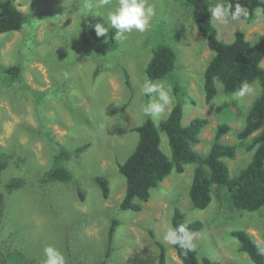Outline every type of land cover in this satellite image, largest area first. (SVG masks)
<instances>
[{
  "label": "rangeland",
  "instance_id": "obj_1",
  "mask_svg": "<svg viewBox=\"0 0 264 264\" xmlns=\"http://www.w3.org/2000/svg\"><path fill=\"white\" fill-rule=\"evenodd\" d=\"M148 2L156 9L148 28L133 30L106 51L109 41L98 40L89 24L103 23L102 17L114 10L118 0H14L27 23L19 32L0 36V67L22 68V77L15 82L0 71V154L7 159V169L0 174V193L15 178H23L26 186L11 199L6 195L0 217L1 260L8 253H22L28 262L42 264L44 249L51 246L65 256L66 264H100L108 229L118 220L106 264H158L157 242L164 247L166 264H182L173 245L163 239L175 210L182 212L187 226L202 224L199 231L191 232L199 264L204 259L252 264L231 236L233 231H246L264 250V207L255 212L235 210L226 190L215 187L205 210L192 207L189 189L195 164L186 165L181 174L173 170L151 190L141 211L119 210L125 180L118 165L137 143L133 128L147 118L140 110L148 101L141 92L143 69L157 46L169 45L176 51L173 73L156 81L171 87L174 101L158 117L149 118L158 125L182 101L184 126L195 118L208 120L195 146L202 155L210 149L217 126L227 124L231 130L221 141L238 146L233 160H223L231 177L251 160L252 153L237 133L261 92L254 82L255 93L241 101L223 94L216 83L218 95L207 104L203 73L213 53L193 24L191 9L183 0ZM208 2L212 6L217 0ZM212 23L224 43L232 42L237 32L253 44L264 39L262 10L251 22L242 18ZM109 30L115 34L110 26ZM60 147L71 154L65 164L73 177L68 183L48 186L42 176ZM160 148L169 156L164 135ZM76 149L80 153L75 154ZM96 176L108 180L107 198L93 182Z\"/></svg>",
  "mask_w": 264,
  "mask_h": 264
},
{
  "label": "trees",
  "instance_id": "obj_2",
  "mask_svg": "<svg viewBox=\"0 0 264 264\" xmlns=\"http://www.w3.org/2000/svg\"><path fill=\"white\" fill-rule=\"evenodd\" d=\"M223 1L225 4L233 6L240 4L244 7L248 12V22L255 19L257 10L264 12L263 0ZM183 2L191 9L193 24L206 41L208 49L213 53L203 73L206 103H212L217 97L216 83L221 85L222 92L226 95L233 94L245 81L250 84L257 82L261 88L259 97L247 113L243 128L237 133L239 142L244 144L247 152L252 153L251 160L238 174L230 176L229 168L224 161L233 160L236 157L238 146L227 145L221 141L231 130L224 123L217 126L208 152L202 155L196 151L195 146L200 143L199 136L208 125V120L195 118L188 126H184L182 123L183 104L182 101L177 102L167 117L158 125L147 117L140 126L133 128L138 136L137 143L126 160L118 165V172L125 180V193L119 204V210L120 212L141 211V204L149 200L151 190L157 188L173 170L181 174L186 165L195 164L189 189V199L194 209L205 210L208 207L212 201V188L215 187L217 190H226L230 204L235 210L255 212L264 207V68L261 66L264 60V39L253 44L246 40L243 32H237L232 42H221L217 38V29L208 11L210 7L208 0H183ZM26 23L25 14L17 8L14 0L0 1V36L19 32ZM92 34L97 37L94 30ZM113 36L114 32L109 30L107 39L109 44L106 51L117 45ZM97 38L105 41V37ZM100 47L102 48L103 45ZM103 54L105 53L101 55ZM176 62V51L169 45H159L152 51V56L143 69L144 77L153 82L163 80L173 73ZM0 71L6 74L12 82L22 77V68L17 64L0 67ZM174 91L177 92L178 89L175 88ZM43 129L45 130L44 125ZM162 135L166 137L169 156L160 148ZM45 136L50 137V133H45ZM78 153L80 150L76 149L75 154ZM70 157L71 154L65 152L63 147L58 148L54 155L53 165L42 176L43 184L52 186L56 183L70 182L73 175L65 164ZM5 169H7V159L5 155L0 154V174ZM93 182L100 189L103 198H107L108 180L96 176ZM6 183H9L6 186V192L0 193V217L6 207V195L8 199H11L26 186L23 178H15ZM182 223L185 224L184 215L179 210H175L171 218L172 227ZM118 224V220L111 222L108 229L105 259L100 264H106L108 261ZM187 227L190 232H196L202 228V224L196 221ZM231 236L238 241L241 252L249 257L252 264H264V250L256 244L249 233L239 230L233 231ZM157 245L160 250L158 264H166L164 247L159 242ZM173 248L182 264H199L193 249L187 250L174 245ZM4 259H0V264H32L24 258L22 253H8ZM202 262L203 264H219L209 259H204Z\"/></svg>",
  "mask_w": 264,
  "mask_h": 264
},
{
  "label": "clouds",
  "instance_id": "obj_3",
  "mask_svg": "<svg viewBox=\"0 0 264 264\" xmlns=\"http://www.w3.org/2000/svg\"><path fill=\"white\" fill-rule=\"evenodd\" d=\"M107 3V0H105ZM212 20L227 23L229 20L238 21L247 18L248 12L240 4H225L223 0H217L215 4L209 7ZM156 15L155 6L148 0H118V5L114 10L109 11L103 23L89 24L97 37L108 39L109 26L115 30L112 37L114 41L123 42L133 30L144 32L150 25L152 18ZM93 17H97L93 15ZM107 25V26H106ZM141 92L148 97L147 103L141 106V112L146 117L156 118L165 111L166 106L174 101L171 95V87H165V83L153 82L145 78L141 85ZM255 88L247 81L243 82L239 89L232 95L234 98L243 101L245 97L252 96ZM194 233L188 230L186 224H179L176 227H170L165 233L163 239L165 242L179 246L180 248L191 250ZM45 259L42 264H66L65 256L56 248L48 246L44 249Z\"/></svg>",
  "mask_w": 264,
  "mask_h": 264
}]
</instances>
